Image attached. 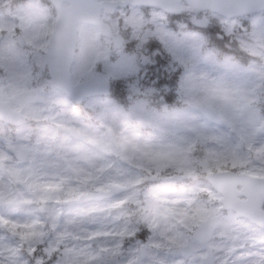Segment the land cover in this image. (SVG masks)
<instances>
[{
    "label": "snow or ice",
    "instance_id": "snow-or-ice-1",
    "mask_svg": "<svg viewBox=\"0 0 264 264\" xmlns=\"http://www.w3.org/2000/svg\"><path fill=\"white\" fill-rule=\"evenodd\" d=\"M0 264H264V0H0Z\"/></svg>",
    "mask_w": 264,
    "mask_h": 264
}]
</instances>
